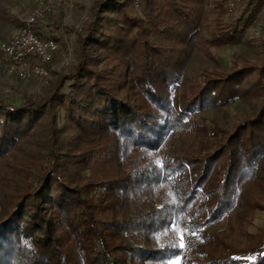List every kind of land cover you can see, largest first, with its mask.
<instances>
[{"label":"trees","instance_id":"obj_1","mask_svg":"<svg viewBox=\"0 0 264 264\" xmlns=\"http://www.w3.org/2000/svg\"><path fill=\"white\" fill-rule=\"evenodd\" d=\"M225 1L206 23L207 0H99L46 97L0 96V264H264V39L257 63L212 52L264 0L229 24Z\"/></svg>","mask_w":264,"mask_h":264},{"label":"rangeland","instance_id":"obj_2","mask_svg":"<svg viewBox=\"0 0 264 264\" xmlns=\"http://www.w3.org/2000/svg\"><path fill=\"white\" fill-rule=\"evenodd\" d=\"M97 1L99 0H68L67 10L59 9L56 6L48 13L40 9L39 0L0 1V48L4 44L13 43L17 38L23 37L27 29V20L35 14H42L43 17L32 28L38 33L44 34L45 37L57 41L60 48L48 66L49 79L46 86L41 85L39 81H21L17 74L10 72V60H7L0 50V96L16 104L20 103L23 97H28L34 101L46 97L58 80V76L71 72L77 65L79 60V35L85 34V29L92 20L94 5ZM217 1L222 0H207L204 6L206 23L213 22L215 17L213 10ZM246 3H248V0H226L224 2L226 14L222 21L229 24L240 18ZM207 38H209V34H207ZM263 39L264 6L253 25L248 29L242 42L225 48H214L212 52L218 60L227 64V66L232 64L234 57L257 63L261 56L262 48L260 44ZM103 65L109 70L113 67L109 62H105ZM212 65L210 59L203 55H195L187 72L192 75L201 73L205 67ZM243 109L241 104H237L232 108L220 111L206 110L198 113L197 117L215 121L222 128H225L235 120V114L239 115ZM256 224L259 226L264 225V214L258 216ZM207 231L213 232L214 229L213 227L208 228ZM200 238L199 232L186 235V241L198 242ZM189 254H191L190 250Z\"/></svg>","mask_w":264,"mask_h":264},{"label":"built area","instance_id":"obj_3","mask_svg":"<svg viewBox=\"0 0 264 264\" xmlns=\"http://www.w3.org/2000/svg\"><path fill=\"white\" fill-rule=\"evenodd\" d=\"M39 6L47 13L56 6L67 10L68 0H39ZM41 17L42 14L30 17L26 22L27 29L23 37L17 38L13 43L4 44L0 50L4 57L10 60V72L17 74L21 81H39L41 85L46 86L49 79L48 66L60 48L57 41L42 38L32 28ZM74 37L75 34L73 39Z\"/></svg>","mask_w":264,"mask_h":264},{"label":"snow or ice","instance_id":"obj_4","mask_svg":"<svg viewBox=\"0 0 264 264\" xmlns=\"http://www.w3.org/2000/svg\"><path fill=\"white\" fill-rule=\"evenodd\" d=\"M180 247H181V248H183V247H184V244H183V242H181V244H180ZM173 264H179V261H178V260H177V261H174V262H173Z\"/></svg>","mask_w":264,"mask_h":264}]
</instances>
